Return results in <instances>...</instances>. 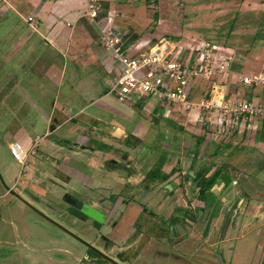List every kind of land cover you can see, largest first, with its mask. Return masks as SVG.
<instances>
[{
  "label": "rangeland",
  "instance_id": "374dc122",
  "mask_svg": "<svg viewBox=\"0 0 264 264\" xmlns=\"http://www.w3.org/2000/svg\"><path fill=\"white\" fill-rule=\"evenodd\" d=\"M194 1L199 0H173L171 18L178 26L189 16L199 29L195 40L244 49L253 54L249 72L260 71L264 0H223L212 9L184 4ZM15 20L22 22L12 10L0 17V264H264V144L256 134L244 131L241 138L237 130L230 133L214 123L216 111L207 121L198 105L173 107L169 115L157 97L132 95L120 101L109 91L111 76L101 81L109 92L98 99L89 61L81 62L72 77L68 72L64 79L50 81L43 64L56 52L43 40L34 36L39 45L32 46V53H10L8 35ZM214 82L227 83L221 78ZM210 85L199 81L197 94L190 88L192 101L209 97ZM226 90L231 97L233 90ZM250 93L245 88L241 96ZM52 113L53 118L62 113L59 132L50 133ZM93 117L101 120L100 131ZM109 134L113 139L105 136ZM14 143L25 154L21 160L10 151ZM102 144L107 147L98 148ZM160 158L162 170L174 172L171 181L145 177ZM110 160L116 161L114 168ZM232 165L230 177L237 178L229 187L221 181L211 189L225 197L224 204L227 199L236 204L218 242L219 220L204 233L202 223L178 216L185 210L194 213L196 207L197 186L190 171ZM66 193L92 201L102 216L100 225L68 211ZM144 207L154 215L137 234L133 223ZM173 216L188 234L182 241L167 233ZM88 249L104 252L107 259L89 257ZM134 251L137 256L130 260Z\"/></svg>",
  "mask_w": 264,
  "mask_h": 264
},
{
  "label": "crops",
  "instance_id": "0c3cea01",
  "mask_svg": "<svg viewBox=\"0 0 264 264\" xmlns=\"http://www.w3.org/2000/svg\"><path fill=\"white\" fill-rule=\"evenodd\" d=\"M89 1L91 0H0V17L6 16L8 10H12L22 21H11L12 24L10 25L9 30L10 35H8L10 38L9 46L12 47L11 54L23 50V53H21V56H23L25 49L32 53V46L34 44L39 45V39L43 40L48 46L54 48V51L56 52L55 56H53L51 60H45L46 62L43 64L45 65L43 68V74L46 79L50 81L55 82V80H62L66 77L68 72L72 77L75 72L80 71L81 62L89 61L92 66L90 71L92 73L91 77L95 80V82H93L95 87L94 92L97 94L98 99H100L104 94H107L110 91L103 87L101 81L103 80L106 82L108 76H111V78L114 79L118 73V66L113 60L111 54L100 48L97 44L99 36L98 26L95 21H92L85 15L87 3ZM95 1L100 3L96 20L101 22L102 25L107 24L108 22L109 27L121 32L123 49L132 47L138 40L143 38L149 40V46L154 45L160 39L170 40L178 45L186 46L192 43L191 40L193 38L195 39L196 32L199 30L190 22L189 16H186L184 24L179 26L177 21L171 18L173 0ZM198 2L194 1L190 2V4L184 2V4L190 5L191 7L197 5L199 7L210 6V9L224 4L223 0H212L210 5L208 0H199ZM28 17H30L31 20H28ZM24 26L30 28L32 32L25 33ZM34 36H37L39 39L34 38ZM147 48L148 47H145L144 50ZM185 53L186 52H183L182 56ZM251 56H253L252 53H247L244 49L235 48L234 58L229 66L228 78L224 80L225 82L227 81V83L221 86L226 95V89L229 87V89L233 90L232 96H241V92L244 91L245 88L252 92L247 98L256 100L264 96V90H252L251 88L244 87L236 78L238 73H250L248 62L251 60ZM33 61L41 62V59L39 57H34ZM67 61L70 64L69 66L68 63H66ZM41 68L42 66L39 67V69ZM31 69H33L32 71H35L33 67ZM13 70L14 68H10L7 71L13 74ZM9 86L11 87L12 84ZM193 87L195 94H197L198 90L202 89L200 86H196V84ZM99 102H101V100H99ZM76 113L77 112H75V114ZM59 114L60 118H53L55 116L54 113H52V116L50 117L51 123L52 120H54L51 124L50 133L59 132L64 123L62 113ZM93 122H98V125H93ZM93 122L90 126H96L100 131L99 127L102 126L101 120L98 117H93ZM237 131L242 133L241 138H243L245 132L240 130ZM263 131L264 130L261 129L258 132L252 131V133L256 134L255 138L257 142L264 144ZM248 133H251V131H248ZM105 136H107L108 139H113L111 134ZM87 139H90V137L88 136ZM92 141L95 142L94 139ZM80 147L82 149L87 148L86 145H81ZM132 148L134 149L135 147L128 146V149L132 150ZM92 149L94 150L96 148ZM71 150L74 151V148ZM23 156H25L24 153ZM219 168H221L223 172L231 175L235 167L232 165L230 166V169L227 166ZM215 169H218V167ZM214 170H210L211 172H208L207 170L206 175L211 174ZM192 172L196 174L195 171ZM173 173L171 172L169 178L163 182L171 181ZM77 175H80L78 171ZM130 176L132 177V175ZM191 176L193 179V176L195 175L191 174ZM230 178L231 182L226 185L228 187L235 179L233 177ZM221 181L222 180H218V182ZM214 187L215 185L212 188ZM196 191L194 199L196 200V205H199L200 202L196 199L198 198V187H196ZM222 197L221 199L224 200L225 197ZM230 200L232 199H227L225 201L228 202ZM239 200L241 199L239 198ZM182 227L184 228L183 225ZM185 233L186 232L184 231L183 234ZM137 252L138 251H134V256L130 260L136 258ZM102 253L105 254L104 252ZM92 263L94 262L92 261Z\"/></svg>",
  "mask_w": 264,
  "mask_h": 264
},
{
  "label": "built area",
  "instance_id": "2783aa9c",
  "mask_svg": "<svg viewBox=\"0 0 264 264\" xmlns=\"http://www.w3.org/2000/svg\"><path fill=\"white\" fill-rule=\"evenodd\" d=\"M99 8L100 3L91 0L85 15L98 26V46L108 51L117 63L118 73L110 92L118 100L126 101L132 95L157 97L169 115L173 107L188 109L198 105L205 111L207 121H211L208 114L216 111L218 118L214 123L230 133L258 132L264 128V96L256 100L237 95L228 97L214 82L228 78L235 54L233 47L205 39H194L186 46L160 39L149 46V40L143 38L123 49L121 32L109 27L108 22L102 25L96 20ZM145 47L148 48L144 50ZM183 52L186 53L182 56ZM236 78L244 87L264 90V67L258 72L238 73ZM202 80L211 83L209 97L194 102L189 96L190 88ZM15 146L10 144V151L17 159Z\"/></svg>",
  "mask_w": 264,
  "mask_h": 264
},
{
  "label": "flooded vegetation",
  "instance_id": "af4514ba",
  "mask_svg": "<svg viewBox=\"0 0 264 264\" xmlns=\"http://www.w3.org/2000/svg\"><path fill=\"white\" fill-rule=\"evenodd\" d=\"M236 178H237V176L235 177V179ZM209 194H212L213 199H212L210 204H207L206 203V197ZM68 195H70V194H68V193L64 194L63 201L67 204V209L69 211V207H71V206L65 200V197L66 196L68 197ZM207 195H206L204 200H200V199L196 198L200 202V204L196 205L194 213H191L190 211L188 212L187 210H185V212H183V214L179 215V213H177L176 216L179 215L178 217L180 219H183L187 222H190L191 224H195L197 222H200L203 224V226H202V229H203L207 223L209 216L212 215V219H211V223H210L209 227L212 226L214 221H217V220L220 221V224L218 227H216L215 232H216V234H218L216 240L218 242H221L224 239V235L223 234L221 235V231L224 232L225 226L228 228V224L230 223V220L232 219V211L235 208L236 204L233 207L232 204L234 202L232 200H230L226 204H224L222 202L221 198L216 197L211 191ZM197 197H198V194H197ZM84 201H87V200H84ZM89 204L92 206L93 202L89 200ZM136 213H138V215H137L135 222L133 223V226H134L133 229H134V231H137L136 232L137 234H139L143 230L142 226L149 222L148 217L151 215H154V212L151 210H148L144 207V208L138 209V211ZM176 216H173L171 218L174 220H173L172 224H170L169 230L167 231V233H173L175 241H180V240L182 241L187 237L188 234L187 233L180 234L179 228L176 226V223H180V222L177 221ZM225 216H227V218L223 221L224 225H223V229H221L220 225L222 224V218H224ZM169 220H170V218H169ZM168 223H169V221H168Z\"/></svg>",
  "mask_w": 264,
  "mask_h": 264
},
{
  "label": "trees",
  "instance_id": "16d2710c",
  "mask_svg": "<svg viewBox=\"0 0 264 264\" xmlns=\"http://www.w3.org/2000/svg\"><path fill=\"white\" fill-rule=\"evenodd\" d=\"M262 133L264 134V131ZM106 147L107 145L105 144H102V146H98V148H106ZM163 162L164 160L160 158V160L145 173V177L151 181L167 180L171 172L165 173L162 170ZM206 174H207V169H204L201 172H196L195 176H193L196 186L198 187V199L200 200L205 199L206 195L210 192V189L218 182V180H222L225 185H228L231 182L230 175L226 172H223L221 168L215 169L209 175H206ZM69 211L72 214L78 216L79 218H82V219L88 218V216H86L80 210H77L73 207H69ZM173 220L174 219H170L169 221L172 222ZM94 223L97 224L98 226L100 225L96 221H94ZM87 251H88L89 257H95L98 260L107 259V256L98 250L92 251L91 249H88Z\"/></svg>",
  "mask_w": 264,
  "mask_h": 264
},
{
  "label": "water",
  "instance_id": "95a60500",
  "mask_svg": "<svg viewBox=\"0 0 264 264\" xmlns=\"http://www.w3.org/2000/svg\"><path fill=\"white\" fill-rule=\"evenodd\" d=\"M109 163L111 164L110 166L112 168L115 167L116 165V161L115 160H110ZM192 175H195L194 172H190ZM213 199V196L212 194H209L207 195L206 197V203L207 204H210L211 201ZM65 200L66 202L73 208L77 209V210H80L82 213H84L86 216L92 218L93 220L97 221V222H100V220L102 219V216L100 214V212L95 209L93 206H91L89 204L88 201H82V200H79L71 195H68V197L66 196L65 197ZM227 218V216H225L224 218H222V223L224 225V220ZM211 219H212V215L209 216L208 220H207V223L204 227V233L207 232L209 226H210V223H211ZM223 225H222V228L223 229ZM176 226L179 228V232L180 234H183L184 233V228L182 227V225L180 223H176ZM223 234V232L221 231V235Z\"/></svg>",
  "mask_w": 264,
  "mask_h": 264
},
{
  "label": "bare ground",
  "instance_id": "6f19581e",
  "mask_svg": "<svg viewBox=\"0 0 264 264\" xmlns=\"http://www.w3.org/2000/svg\"><path fill=\"white\" fill-rule=\"evenodd\" d=\"M14 149H15V152H16V155H17V159L18 160H21L22 159V156H23V152L20 149V145L19 144H16V146L14 147Z\"/></svg>",
  "mask_w": 264,
  "mask_h": 264
}]
</instances>
